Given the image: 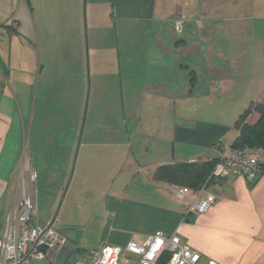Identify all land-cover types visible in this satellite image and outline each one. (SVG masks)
I'll list each match as a JSON object with an SVG mask.
<instances>
[{"label": "crops", "instance_id": "0c3cea01", "mask_svg": "<svg viewBox=\"0 0 264 264\" xmlns=\"http://www.w3.org/2000/svg\"><path fill=\"white\" fill-rule=\"evenodd\" d=\"M88 98L94 114L82 132ZM253 102L264 104V0H0V237L32 194L21 169L39 160V223L55 225L59 204L75 223L54 226L61 256L162 231L201 264H264V168L255 181L211 183L206 213H189V199L154 180L164 165L219 159ZM130 110L131 132L120 126ZM259 119L252 112L248 125Z\"/></svg>", "mask_w": 264, "mask_h": 264}, {"label": "built area", "instance_id": "2783aa9c", "mask_svg": "<svg viewBox=\"0 0 264 264\" xmlns=\"http://www.w3.org/2000/svg\"><path fill=\"white\" fill-rule=\"evenodd\" d=\"M11 24L16 26L14 22ZM175 26L180 34L181 22L177 21ZM263 168L264 150H235L230 146L220 155L211 178L220 181L243 177L255 181ZM172 193L179 200L189 199L186 202L189 213H206L216 203V197L207 185L197 191L173 187ZM62 241V235L54 224L39 223L36 197L33 193L26 194L12 210L8 229L0 237V264H34L52 258L54 250ZM201 261V254L185 243L179 235H167L158 231L148 236L143 243L130 241L124 247L106 244L77 264H201ZM206 264L220 263L208 261Z\"/></svg>", "mask_w": 264, "mask_h": 264}, {"label": "trees", "instance_id": "16d2710c", "mask_svg": "<svg viewBox=\"0 0 264 264\" xmlns=\"http://www.w3.org/2000/svg\"><path fill=\"white\" fill-rule=\"evenodd\" d=\"M252 112L260 115L255 126L248 125V117ZM238 136L231 144L235 150L246 148L264 150V104L253 102L239 117L235 124ZM217 160L207 163L171 164L159 167L154 180L158 183H166L172 187H185L197 191L203 186H209L214 180L211 178Z\"/></svg>", "mask_w": 264, "mask_h": 264}, {"label": "rangeland", "instance_id": "374dc122", "mask_svg": "<svg viewBox=\"0 0 264 264\" xmlns=\"http://www.w3.org/2000/svg\"><path fill=\"white\" fill-rule=\"evenodd\" d=\"M262 36V35H261ZM135 94H129V98L135 99L134 97ZM33 100H34V108L37 104V109H35V112H39L41 110V103L43 100V94H42V89L41 86L38 85L35 86L34 88V92H33ZM91 104L89 103V98L87 103L85 104L84 110H83V115H82V121H81V131L85 132L86 129V124L88 123V128L90 126V120L92 119V115L94 114V110H91ZM103 108L101 109L102 112L106 111V107H104V105H102ZM99 112V110H98ZM146 113V111H145ZM138 114L134 113V110H130L128 111V119L127 121L123 124L120 125L121 128H125L127 129V131L131 132L130 130H132V124L131 122H134L136 119L135 117H137ZM44 117H45V113H44ZM131 121V122H130ZM40 129L41 134L45 136V126H38L36 127V130ZM35 135H37L38 133L34 130ZM45 162V159H44ZM45 165V164H44ZM41 165L39 163V160L37 161V163H35V167L34 170L36 172V176H38V181L36 183L35 186V180H32V177H35V172L33 170L32 167H30V165H26L24 166L21 171H20V180H21V186H22V190H24V186H26V189L29 191V182L27 180V176L31 179V193H33L36 197L39 196V199L41 200V210H45V166ZM21 167V165H19V168ZM84 189V187H83ZM28 195V194H27ZM61 206V207H60ZM90 205L87 204V201L82 199L79 203V208L84 209V211L82 213H85L86 211H88V209H85L86 207H89ZM64 206H62V204L58 205L56 208V211L54 213V216H56V213L58 212L57 216H56V221H55V227H59L62 224L64 225H69L70 223H72L73 225H75V223L72 221V219H68L66 217V215L64 214ZM59 208V210H58ZM73 213H77L76 209L75 211L72 210L71 211V215ZM78 214V213H77ZM72 240H74L72 238ZM79 246H76V250L72 253L71 257H66L64 255L61 256L60 252L55 251L54 255L52 258H47L45 261L42 260L43 262L39 263V264H77L80 261H85L88 253L84 254L83 252H80V250L78 249ZM72 250V249H71ZM72 252V251H70ZM91 254V253H90ZM89 254V255H90Z\"/></svg>", "mask_w": 264, "mask_h": 264}, {"label": "water", "instance_id": "95a60500", "mask_svg": "<svg viewBox=\"0 0 264 264\" xmlns=\"http://www.w3.org/2000/svg\"><path fill=\"white\" fill-rule=\"evenodd\" d=\"M52 224H54V222Z\"/></svg>", "mask_w": 264, "mask_h": 264}]
</instances>
